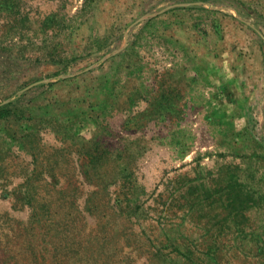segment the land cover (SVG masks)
I'll return each mask as SVG.
<instances>
[{
  "label": "rangeland",
  "instance_id": "obj_1",
  "mask_svg": "<svg viewBox=\"0 0 264 264\" xmlns=\"http://www.w3.org/2000/svg\"><path fill=\"white\" fill-rule=\"evenodd\" d=\"M0 264H264V0H0Z\"/></svg>",
  "mask_w": 264,
  "mask_h": 264
}]
</instances>
